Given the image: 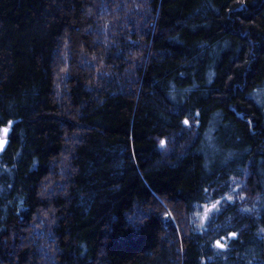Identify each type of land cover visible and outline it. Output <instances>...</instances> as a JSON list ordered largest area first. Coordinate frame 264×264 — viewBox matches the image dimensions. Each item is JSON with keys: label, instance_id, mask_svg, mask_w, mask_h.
<instances>
[{"label": "trees", "instance_id": "obj_1", "mask_svg": "<svg viewBox=\"0 0 264 264\" xmlns=\"http://www.w3.org/2000/svg\"><path fill=\"white\" fill-rule=\"evenodd\" d=\"M0 146V264H264V0H0Z\"/></svg>", "mask_w": 264, "mask_h": 264}, {"label": "rangeland", "instance_id": "obj_2", "mask_svg": "<svg viewBox=\"0 0 264 264\" xmlns=\"http://www.w3.org/2000/svg\"><path fill=\"white\" fill-rule=\"evenodd\" d=\"M1 148V146H0ZM221 199L223 200H227V201H230L231 198L229 196H223ZM221 199H218L216 201H213V202H209L207 204H204V206H201V207H196L197 211L194 213V217H195V223H196V228L198 229H202L203 228V224L204 222H206V220L209 218V216L215 211L217 210L221 203H222V200ZM219 202V203H217ZM213 205H215V207H213ZM234 238V237H233ZM216 244H218V242H215V246ZM220 246H222L220 243H219Z\"/></svg>", "mask_w": 264, "mask_h": 264}, {"label": "water", "instance_id": "obj_3", "mask_svg": "<svg viewBox=\"0 0 264 264\" xmlns=\"http://www.w3.org/2000/svg\"><path fill=\"white\" fill-rule=\"evenodd\" d=\"M231 237L233 238V237H234V235H231ZM216 246H217V248H219V249H221V250H223V249H224V247H223V246H218V244H216Z\"/></svg>", "mask_w": 264, "mask_h": 264}, {"label": "snow or ice", "instance_id": "obj_4", "mask_svg": "<svg viewBox=\"0 0 264 264\" xmlns=\"http://www.w3.org/2000/svg\"><path fill=\"white\" fill-rule=\"evenodd\" d=\"M185 123H187V121H185ZM217 203H219V202H217ZM213 207H215V205H213ZM218 246H220V245H219V242H218Z\"/></svg>", "mask_w": 264, "mask_h": 264}]
</instances>
